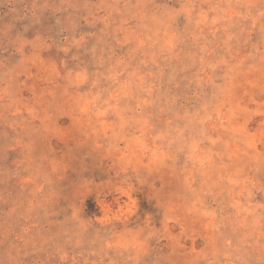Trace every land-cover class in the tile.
Returning <instances> with one entry per match:
<instances>
[{
  "label": "rangeland",
  "instance_id": "obj_1",
  "mask_svg": "<svg viewBox=\"0 0 264 264\" xmlns=\"http://www.w3.org/2000/svg\"><path fill=\"white\" fill-rule=\"evenodd\" d=\"M0 264H264V0H0Z\"/></svg>",
  "mask_w": 264,
  "mask_h": 264
}]
</instances>
